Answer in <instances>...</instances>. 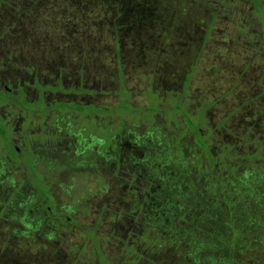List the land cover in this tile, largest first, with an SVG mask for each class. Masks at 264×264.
I'll return each mask as SVG.
<instances>
[{
	"label": "rangeland",
	"instance_id": "rangeland-1",
	"mask_svg": "<svg viewBox=\"0 0 264 264\" xmlns=\"http://www.w3.org/2000/svg\"><path fill=\"white\" fill-rule=\"evenodd\" d=\"M81 1L87 8L79 7L78 3L75 10L71 9L73 5L67 9V0H29L26 3L33 2L34 12L29 21L16 11L21 0H0V78L11 77L32 97L35 88L41 86L34 78L40 83L54 84L61 74L62 80H66H63L64 91L68 93L50 94L49 99L92 103L107 110L91 117L69 110L54 123L51 114L45 116L50 122L51 136L33 144L40 143L43 153L52 154L51 160L57 163L51 164L50 169L44 165L49 159L33 150L27 154L23 151L25 163L21 162L20 167L8 168L5 161L3 165L0 163V264H130L132 258L140 260L130 255V247L124 246L121 238L132 240L133 237L134 249L142 250L139 252L149 259L145 264H226L225 259L219 258L217 263L216 259L225 256L227 250H202L195 263L188 247H181L158 233L163 230L162 223L158 226V214L164 213L172 218L173 227L194 232L196 228L192 226L200 217L197 211L203 206L195 203L190 209L183 207L179 209L182 218L180 213L177 218L172 217L177 209L173 204L179 202L172 193H181L188 201L190 198L184 193L194 183L196 195L201 200L207 199L214 181L220 188V205H229V222L253 221L252 230L242 232L243 238L234 231L241 244L233 249L231 264H264V238H261L264 237V172L256 173L254 161L251 166L224 162L223 165L220 162L219 168L196 166L204 154L190 139L191 133L180 137L186 128L185 118L174 108V99L167 97L170 88H180L185 63L194 59L201 49L197 74L187 86L189 96H183L189 114H195L202 99L217 100L215 108L206 113V126H214L219 118L252 98L253 78L264 70V0H258L259 3L257 0H118L111 7L119 14L108 9L99 11L94 2L92 6V0ZM102 21H107L110 29L101 27ZM209 25L211 30L203 41ZM109 33L114 34L119 44L117 58L122 71L119 77L115 74L118 67L114 37ZM81 47H86L84 54ZM215 68H220L219 73L216 74ZM239 73H243L241 77ZM119 78L125 90L121 91L123 99L140 107L132 115H124L126 109L118 112L114 107L119 101ZM80 81L83 86H79ZM149 88L159 91L161 109L154 114V131L147 135L152 116L144 108L154 98ZM249 116V106H239L226 125L247 118L242 122L244 125L250 122ZM92 118L96 119V125L91 126L95 131L98 132L100 125L104 134L109 132L115 135L114 139L108 135L104 142L84 141L83 150L79 149L77 154L75 140L73 144L68 140V132L81 125L85 133ZM34 126L37 128V123ZM55 126L61 130L56 139ZM132 126L134 133L139 134L138 140L145 142L146 158L164 157L170 168L187 160L182 168L188 169L182 178L184 186L174 187L175 190L162 187L164 180L157 177L154 165L149 164L137 176L133 174L126 186L122 178L135 166L131 157L141 155L143 150L128 132ZM242 128L236 130L240 135L244 133ZM222 132L221 128L215 133ZM221 137L210 145L215 148L214 157L224 156L223 161H227V148L233 147L218 142L223 140ZM116 147L121 156L119 162ZM88 152L92 155L87 156ZM237 152L235 148L230 154L235 156ZM189 159H193V171ZM19 160L17 157L16 161ZM34 167L52 183L49 194ZM21 181L22 186L16 190ZM69 184L72 188L66 192L62 185ZM246 189L251 190L244 196ZM163 190L169 192L159 195ZM39 195L48 202L41 201ZM161 198L162 204L158 203ZM124 223L129 224V233H145L125 234ZM96 224L93 236L97 243L89 232ZM208 252L213 259L203 261L202 255L209 256Z\"/></svg>",
	"mask_w": 264,
	"mask_h": 264
},
{
	"label": "trees",
	"instance_id": "trees-1",
	"mask_svg": "<svg viewBox=\"0 0 264 264\" xmlns=\"http://www.w3.org/2000/svg\"><path fill=\"white\" fill-rule=\"evenodd\" d=\"M28 1L29 0H21V2L18 5H16V11L19 12L20 17L21 16H22V18L28 17L27 20L30 21L29 17H32L30 15H32L34 12H33V9L31 7V4L33 2H31L30 4H27ZM67 1L69 2V3L66 2L67 3L66 4L67 9H69L68 6L71 7L73 5V7L71 9L75 10V7L77 6L78 3H79L78 4L79 7L87 8L86 5L83 6L85 3L82 2L81 0H67ZM117 1L118 0H92V6H94V4H95L96 7L99 6V7H97L99 9V11L108 9V11L110 10V12L113 13L116 10L113 9L111 6L114 7L115 2H117ZM93 2H94V4H93ZM257 2L259 3L258 0H257ZM8 5H10V4H8ZM116 12L118 13V11H116ZM73 13H74V11L72 12V14ZM132 13L134 14V12H132ZM100 23H101L100 24L101 27H105V28L110 29V25L107 21H102ZM117 28H118V26L115 27V29H117ZM210 30H211V26L209 25L207 32L203 36V41L206 39L208 31H210ZM27 32L29 33V31H27ZM109 36L111 38H112V36L114 37L113 41L115 44V52H116V54H118V52H119L118 41L115 38L114 34L111 35V33H109ZM203 41H202V44H203ZM85 50H86V47H81L82 54L85 53ZM200 53H201V49L197 52L196 58L191 59L190 61L185 63V69H184V71L186 72L185 84L182 87H180L179 89L170 88L169 91H167V97H168V99H174L173 103L176 105V106L174 105V108L176 110L180 111L183 114L184 118L186 119V123H185L186 127H188L190 130H192V137L190 139L194 140V143L199 148H201L200 153L202 152V150L206 151V156L208 157V162H207L208 164L207 165L213 166V164L215 162L216 164H218V167H220L221 163L223 165V162H224L222 159L223 156H220L219 158H217L216 161H213V158H212L213 153H212V149H211V145H210L211 142H209V140L204 142V140L210 134L209 132L212 131L211 126H208V125L206 126V120H208V119L203 115L204 106H202V109H200V110H199V108H196L198 110L195 112V114H193V113L189 114L188 110L185 109V108H187V105L185 104V100L183 98L184 95L189 96V92L187 91V86H189L193 75L198 70L196 65H197L198 60H200V55H201ZM118 63L119 62H118V58H117V67H118V72H119V76H120L122 71H121L120 65ZM81 66H83V65H81ZM178 70L179 69H177V71ZM118 83H119V88H120V89H118V91L121 94V91H125V90L122 87V82H121L120 78L118 80ZM149 90H150V92H152L154 94V98H151L150 102L145 105L144 110L148 112V115L151 114V116H152V120L149 124L150 132L152 133V131L155 129V125H152L153 120H154V114L156 112L160 111V109H161V107H160L161 96L159 95L158 90L152 91L151 88H149ZM202 100L207 105L206 107H208V108L209 107L211 108V107H214L217 105L216 101H207L205 99H202ZM202 100L200 102H202ZM204 103H203V105H204ZM67 105L68 106H75L77 111L79 112V114L83 113V112L85 114H87L88 112H90V110L93 109V105H91V104L76 105L73 102H69ZM64 106H66V105H64ZM87 106H92V108H90V110H89V108ZM114 107L118 108V112H121L123 109H126L123 111V113H128L131 115L136 113V111L140 109V107L130 105L125 99H123V95L120 97L118 103ZM95 111H96V113H101V114H104L107 112V110L104 107H102V105L98 106V109H95ZM150 111H152V113ZM228 116L229 115H225L224 120H226ZM207 129H209V130L207 131ZM203 131H204V133H203ZM107 138L108 137H106V139ZM155 142H157V141H155ZM138 144H141V142ZM200 144H202V145H200ZM142 145L145 146V142H143ZM145 156L146 155H144V157L140 160L146 159L145 161H146V163L148 161V164L150 167L152 165H154V169L158 172L157 177H159L160 180H164V183H163L164 186H162V187H164V188L168 187L169 189L175 190L174 187L177 189V187L179 185L184 186V182L182 181V178L184 175H186L188 169L187 168L182 169V168L185 165V162L187 161L186 159H183L182 162L179 165H176L174 168H170V167H168L164 157H159V159L153 158L152 160H149L150 158L147 159L146 158L147 156L146 157ZM188 162L191 166L190 170L193 171V169H194L193 159H189ZM195 164H196V166H198L200 164L203 165V162L197 160ZM145 165L146 164L144 163L143 168H145ZM137 166H139L141 168V164H139ZM181 173H183V174H181ZM129 174H132V170L128 171V175ZM160 174H161V176H160ZM195 176L196 175L193 176V179L195 178ZM125 181H126V179H125ZM235 185L240 186V183H235ZM160 187H161V184H160ZM159 189H158V191H159ZM209 189H210L209 197H207V199L204 197L202 200L196 195V188H195L194 183H192L191 190H189L188 193L187 192L184 193V194H187V196L190 198V200H188V201L183 199V194L178 193V192L172 193V196H174L175 198H179V202L175 201L176 204H173V206H177V209L174 210L176 213H174L172 215V217L177 218V213H180L179 209H181L183 207H187L188 209H190L192 206L195 205V203H199L200 205L203 206L199 211H197V213L200 214V217L196 218V222L192 226L193 228H196V230L194 232H192V231L187 232L186 230L183 229V227H178V226L176 228L173 227L174 223L172 224V220H171L172 218L170 216H167V213H164L163 215L158 214V226H161L160 223H162V225H163V230L158 232V233L164 239H167L171 242H174L175 244H178L181 247H185V248L188 247L187 251H191L190 254H191V257L193 258V262L197 261L195 257H197V255H199L198 253L202 250H208V251L209 250H212V251L213 250H219V251L220 250H227V251H225V256L222 255V256L217 257L216 263H217V260L220 258V260L225 259L226 264H231V260L233 259L232 257H233L234 252H235V251H233V249L235 248L236 244H239V245L241 244V240H239V238L237 237V234L234 231H237L239 237L243 238L242 232H244V231L249 232L250 230H252L253 221L252 222L241 221V222L230 223L229 219H228L229 217H231V214H230L231 212H230V210L228 211L229 205L227 203L225 205H223V204L220 205L219 198H218L220 188L217 186L216 182H212L209 186ZM250 190L251 189L244 190L243 195L245 196L246 194H248L250 192ZM179 191L182 192L183 190H179ZM166 192H169V191L163 190L161 193H159V195L165 196ZM237 192L238 191H236V193ZM192 193L195 194L196 198H199V201H196V199L193 197ZM40 196L43 198L42 195H40ZM169 199H172V198H169ZM158 201H162L164 203V199H162V198L159 199ZM140 204L141 203H139V206H140ZM133 206H134V202H133ZM134 207H135V209H134ZM134 207H131V209L133 211L136 210V205ZM193 211H195V210H193ZM180 218H182V214L180 215ZM115 220H116V217H115ZM223 220H224V222H223ZM144 222L146 224L147 220L145 219ZM191 224H192V222H191ZM97 225L98 224H96L91 230H89L90 236L93 237L94 242H96V243H97V239L95 236H93V232L96 230ZM123 225H126V223H124ZM191 233H194V234H191ZM129 234L130 235H137L138 233L136 234V232L131 231ZM138 236H141V235L138 234ZM103 238H106V236H103ZM261 238H264V237L262 236ZM132 240H134V239L132 238ZM132 240H129V238H125V239L121 238V241H123L124 246L129 241H132ZM128 247H130V249H128V251L130 250L129 251L130 255H131V253L133 254V256H135V255L137 256L139 254V252L134 249V245L132 243L130 245H128ZM97 249H98V247H97ZM208 254H209V256L208 255H202L203 261L206 259H213L212 257H210L209 252H208ZM102 255H103L102 252H99V257H102ZM136 256H135V258H136ZM133 261L134 260H132V262Z\"/></svg>",
	"mask_w": 264,
	"mask_h": 264
},
{
	"label": "flooded vegetation",
	"instance_id": "flooded-vegetation-1",
	"mask_svg": "<svg viewBox=\"0 0 264 264\" xmlns=\"http://www.w3.org/2000/svg\"><path fill=\"white\" fill-rule=\"evenodd\" d=\"M204 35H205V32H204L203 36ZM203 36H202V39H203ZM116 57H117V54H116ZM202 66H203V64H202ZM219 71H220V68H215L216 74L219 73ZM115 74H117V77H119L118 70L115 71ZM195 74H197V72ZM241 74H243V73L237 74L238 77H241ZM183 79H184L183 83L179 82L180 87H182L186 81V72L185 71H184ZM214 80H215V78H214ZM253 80L255 81V86H253L254 87V96L252 98H249L247 101L243 102V104L239 105V106H245V105L249 106V108L251 110V116H249L250 122L249 123L246 122L243 125L242 122L244 123L245 121H247V118H244V119H238L236 121V123L232 124V126L226 125L228 118H231L236 113L237 109H239V106H238L231 111V113L229 114V116L227 117L226 120H224V117H221V119L219 118V120H217L215 122L214 126L208 125V126H211L212 131L209 132L210 134L207 136V138L204 140V142L207 140H209V142L215 141L217 138H219L222 135L221 139H223V140L218 141V142L229 144L230 146L233 147V149H231V150H234L235 148L238 149L237 154L235 156H233L230 154V151H231L230 148H227V146H226V148L228 149V152H226L227 153L226 154L227 161H224V163H226V164L231 163L232 165L246 164V165L251 166V165H253V161H254L255 162V170H256V173H258V172H264V70L257 73L255 78H253ZM235 81H238V79L236 77H235ZM117 88L120 89L119 83L117 84ZM28 94H29V92L26 91L17 82L14 83L12 81L11 77L5 75L4 77L2 76L0 78V163L3 165V162L5 161L8 168L15 167L16 165L20 167L21 162L25 163L24 158L26 157L27 152L30 153V150H33L32 152H35V154L39 153L41 156L45 155L44 157L49 159V163H46V164L44 163V165H47L48 169H50L51 164L57 163L56 161L51 160V159H53L52 154L51 153L50 154L43 153V150L40 147L41 146L40 143H34L33 144V141H35V140L37 142L45 141L46 139H48V137L51 136V131L49 128L50 122L49 121L47 122L46 121L47 119H45V116L47 114H45L44 112H41V108L38 107L36 104H34L35 99L34 98L31 99V97H29ZM121 96H122V94L118 93V100L120 99ZM205 100H207V99H205ZM207 101H209V100H207ZM203 103L204 102L202 100V102H198L197 105L199 106L198 107L199 110L202 109V106H204L205 111L203 110V115L206 117V113H208L209 111H211V109H213L215 107H211V108L209 107L208 108V107H206L207 105L205 103L203 105ZM50 114H52V113H50ZM62 114L63 113H61L58 116L57 113H54L52 123L57 121V119ZM226 115H228V114L226 113ZM138 122H140V121H137L136 123H138ZM35 123H37V125H38L37 128H36V126H34ZM240 127H244V128H242L244 133H242L241 135L238 132L240 130L239 129ZM221 128L223 129L224 132L215 133L217 130H219ZM130 129H134V126H132ZM236 130H238V131H236ZM54 131L56 133L54 138L56 139L57 135L61 133L60 127L55 126ZM130 131L131 130H129V132ZM96 133L97 132L95 131L94 135H92L93 136L92 140L94 139V141L99 142L101 140V138H99V137L95 138ZM115 133L116 132H114V134ZM117 133H118V131H117ZM81 134H83V129L79 128L78 126L76 129H72V131L68 132V135L70 136L68 138V140L71 141L72 144H73V140H75V143H76V147H75L76 151L75 152L77 154L80 152L79 149L83 150V148H84V146H83V139L84 138L82 137ZM146 134L150 135V131H146ZM132 138L136 139L139 142L138 136L137 137L133 136ZM47 142L49 143V140ZM156 143L160 144L161 142L157 141ZM41 144H43V143H41ZM110 144H112V143L110 142ZM211 149H212V153H213V155H212L213 161H216L217 158L214 157V153L216 152L215 148L211 146ZM117 150H118V147H116L114 149V151L117 152L115 156H118L117 160L119 162V158L121 156H120V152ZM23 151H25L26 154H24L22 157ZM142 153H141V155H143ZM202 154H204V157L202 160V162H203L202 166L205 165V166L209 167L210 165H207L208 164L207 163L208 157L206 156V151L202 150ZM88 155L91 156L92 154H89V152H88L87 156ZM161 155L162 156L164 155V151ZM87 156H85V157H87ZM17 157L20 158V160L18 162L16 161ZM28 157H27V159H28ZM131 158H133V157H131ZM140 159H142V158H140ZM139 160L136 161V164L137 165L141 164V168L139 166H138V169H134V170L132 168H130L133 171V174L135 176H137L139 174V172L143 170L142 168H143L144 163L146 165L148 164V162L146 163V161H145L146 159H143L140 161ZM84 161H85V159H84ZM111 161L115 162L116 159H112ZM79 163H81V162L79 161ZM211 167L219 168L218 164H216L215 162H214L213 166H211ZM34 171H35L36 175H40V179L45 183V186L47 187L46 192H47V194H49L51 192L52 183H49L48 181H46V177L42 174V172L35 170V167H34ZM36 177H38V176H36ZM125 177H126V186H129V184L131 183L132 175L129 174L128 176H125ZM140 178H142V176ZM142 179L144 180V178H142ZM22 184H23V181L20 182V184L18 185L16 190H18L22 186ZM35 185L36 184H34V188L36 189ZM62 186L65 187L66 192L70 191L69 190L70 187L72 188L71 184H69L68 186H65V185H62ZM40 198H41V201H45L46 203L48 202V199L46 201L41 196H40ZM52 202L54 203L53 198H52ZM158 203L162 204L163 202L158 201ZM42 206L45 207L44 204ZM46 207H47V209H50V206H46ZM55 213H57V212H55ZM37 217L40 218V216H37ZM67 217H69V216H67ZM128 226H129V224H127V223H126V225H123V229H126L125 234L129 233ZM138 234L141 235V233H138ZM135 237H137V236H135ZM133 239H134V237H133ZM134 241L135 240L129 241L127 244L130 245L132 243L134 245ZM137 251L139 252L142 250H137ZM131 256H133L132 253H131ZM137 256H138L140 261L135 260L134 262H132L130 264H139V262H141L142 264H145L144 261L149 260L147 257L145 258V254H143L142 252H139V254ZM132 260H133V258H132Z\"/></svg>",
	"mask_w": 264,
	"mask_h": 264
},
{
	"label": "crops",
	"instance_id": "crops-1",
	"mask_svg": "<svg viewBox=\"0 0 264 264\" xmlns=\"http://www.w3.org/2000/svg\"><path fill=\"white\" fill-rule=\"evenodd\" d=\"M31 36H33V35H31ZM67 77H69V76H67ZM64 80V79H63ZM63 80H62V78H61V74H59L58 76H57V79H56V81L54 82V84H51V83H40L39 81H38V79H35L34 78V82H37L38 83V85H41L39 88L38 87H36L35 89L37 90H35V93L32 95V97H31V99L32 98H34L35 99V103L34 104H36L38 107H40L41 108V112H44L45 114H47V115H50V113H52L51 115L53 116V114L54 113H57V115L59 116L61 113H65L66 111H72V112H78L77 111V109H76V107L75 106H68L67 104L69 103V102H73L74 104H76V105H84V104H80V103H78V102H76V101H72V100H64V99H61V98H56V99H53V100H51V99H49V95L50 94H57V93H59L60 95H64V94H67L68 92H66V91H64L65 90V88H64V83H63ZM64 81H66V80H64ZM84 84L80 81L79 82V86H83ZM51 86H54V88H52ZM62 92V93H61ZM77 93V92H76ZM46 94H48V95H46ZM89 104H91V105H93L92 103H89ZM64 105H66V106H64ZM85 105H87V104H85ZM62 109H66L65 111H62ZM95 109H98V106H94L93 105V109L92 110H90V112H88L87 113V115L89 116V117H91L92 115H94V114H96V111H95ZM123 113V112H122ZM80 114H83V113H80ZM46 115V116H47ZM124 115H131V114H128V113H124ZM83 116V115H82ZM93 122V123H92ZM92 122L91 123H89L88 124V130L84 133V131H83V134H81L82 135V137L84 138L83 139V143H84V141H86L87 143H89L90 141H93L92 140V138H93V136L92 135H94V132H95V128L93 127H91L92 125H96V119L95 118H92ZM185 123H186V119H185V122H184V125H185ZM85 124L87 125V123L85 122ZM98 125V124H97ZM99 126V131L96 133V136H95V138L96 137H99V138H101V140L99 141V142H104V141H106L108 138H109V136L108 135H111L109 132H107L106 133V135L104 134V128L102 127V126H100V125H98ZM186 126V125H185ZM79 128H82L83 129V127L81 126V125H79L78 126ZM76 129V128H75ZM122 129H123V126H122ZM121 129V130H122ZM121 130H120V132H121ZM129 130H131L130 132H129ZM128 130V132H129V134L133 137H137V136H139V134H135L134 133V129H129ZM154 131V130H153ZM189 133H191V135H190V138L192 137V130H190L188 127H186L185 129H183V131L181 132V135H180V137H183L184 135H188ZM152 134V133H151ZM118 135L119 136H121L120 135V133H118ZM114 136L115 135H111V138H114ZM106 137H108L107 139H106ZM121 141H118V143H120ZM141 142V144H139L140 145V147L142 148V149H144L145 148V146H143L142 145V143L144 142L142 139H139V142L138 143H140ZM108 143H110V142H108ZM143 153H144V150L142 151ZM141 152V153H142ZM142 153V154H143ZM144 155L145 154H143V155H136V157H133V159L131 160V162H132V164L133 165H135L134 166V169H137L138 168V166H137V164H136V161H138L140 158H143L144 157ZM52 158L54 159V157L52 156ZM56 158V157H55ZM148 159V158H147ZM149 160H152L151 158L149 159ZM148 162V161H147ZM133 169V170H134ZM129 171V170H128ZM132 176H133V171H132V174H131ZM124 181H125V179H126V177H124V178H122ZM126 182V181H125ZM144 234V233H143ZM142 234V235H143ZM141 235V236H142Z\"/></svg>",
	"mask_w": 264,
	"mask_h": 264
}]
</instances>
